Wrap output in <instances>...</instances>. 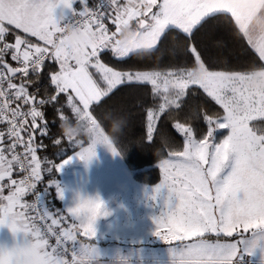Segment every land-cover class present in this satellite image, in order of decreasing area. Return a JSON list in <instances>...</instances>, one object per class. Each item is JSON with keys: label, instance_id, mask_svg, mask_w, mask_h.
I'll use <instances>...</instances> for the list:
<instances>
[{"label": "snow or ice", "instance_id": "6c2138e0", "mask_svg": "<svg viewBox=\"0 0 264 264\" xmlns=\"http://www.w3.org/2000/svg\"><path fill=\"white\" fill-rule=\"evenodd\" d=\"M77 2L0 0V124L5 125L0 130V226L13 235L23 234L11 247L0 246V264H93L95 245L78 242L77 235L82 231L84 237L96 238L98 213L85 215L75 203L65 210L67 216L54 215L45 194L54 186L63 200V189L53 181L38 190L44 169L37 153L46 148L42 138L48 135L41 107L63 94L77 122L87 126L90 143L75 155L78 159L90 161L97 144L120 155L90 108L125 83L149 84L153 97L161 101L147 111L148 141L160 116L180 109L191 86L202 89L223 110L222 115L193 113L206 124L199 136L191 123L174 122L183 146L169 150L159 163L162 180L150 199L163 205L154 217L153 234L164 242H180L170 248L172 264H240L256 247L255 237L264 236V66L248 72L211 70L196 45L187 49L193 67L166 71H120L103 62L101 54L110 51L123 61L156 48L167 30H180L190 38L206 18L224 12L264 61V31L254 34L251 27L254 18L264 17V0H99L95 8L79 0L81 10ZM125 32L131 36L124 38ZM9 35L14 42H8ZM46 61L58 65L47 73L55 94L38 100V86L37 91L29 89L41 79ZM60 119L67 117L61 112ZM75 136L67 137L72 141ZM71 159L53 167L59 171ZM53 167L46 171L51 173ZM29 195L35 202L25 199ZM100 206L95 204V209ZM29 209L36 215L29 216ZM210 235L217 239L209 240ZM221 235L240 238L221 242ZM68 242L71 260L65 258Z\"/></svg>", "mask_w": 264, "mask_h": 264}, {"label": "trees", "instance_id": "16d2710c", "mask_svg": "<svg viewBox=\"0 0 264 264\" xmlns=\"http://www.w3.org/2000/svg\"><path fill=\"white\" fill-rule=\"evenodd\" d=\"M93 1L88 0V4ZM30 39L37 42L34 37ZM7 40L14 42V37L9 35ZM189 45H196L202 51V59L211 70L248 72L264 66V62L259 60L255 51L239 33L231 15L224 12L206 18L190 38L180 30L170 29L153 50L131 54L123 61L114 59L111 52L106 51L101 54V59L120 71L191 68L194 66V59L187 52ZM6 59L16 66L10 57ZM45 64L41 79L29 89L30 92L37 91L38 86L37 97L41 98H49L55 94L47 73L57 70L58 67L50 61ZM15 82L19 83V80ZM160 102L159 98L153 97L151 85L125 83L90 108L104 134L109 136L120 153L119 156L131 172L132 178L147 185L159 180L160 170L157 163L167 157L168 151L182 150L183 137L173 127L176 120L191 123L199 136L206 131V124L193 113L208 111L210 114H223V110L202 89L191 86L181 101L180 109H170L160 116L153 139L148 141L147 111L156 108ZM52 103H46L41 110ZM113 122H123L120 131L114 129ZM2 129L0 124V130ZM219 131L226 134V130ZM219 138L221 137L218 136Z\"/></svg>", "mask_w": 264, "mask_h": 264}, {"label": "crops", "instance_id": "0c3cea01", "mask_svg": "<svg viewBox=\"0 0 264 264\" xmlns=\"http://www.w3.org/2000/svg\"><path fill=\"white\" fill-rule=\"evenodd\" d=\"M75 7L81 10L79 0ZM110 27L114 31L115 27L113 25ZM251 27L254 34L264 31V17L254 18ZM41 111L47 121L48 135L42 138L46 148L38 149L37 153L43 161L42 169H44L38 190H43L56 181L64 193V199L61 200L57 197L54 186L48 189L44 202L49 210L54 215L67 216L65 210L74 206L80 195L99 196L106 203L108 215L97 221L96 238L84 237L82 231L77 235L78 242L95 245L97 256L93 264H172V255L168 252L171 247L177 246L180 242H164L153 234L156 230L154 217L160 214L163 202L154 203L150 197L154 186L162 180L161 171L159 180L154 184L137 182L132 178L131 172L128 173L124 168L119 169L122 167V162L120 163L118 156H114L106 146L100 144L96 146L95 157L88 162L82 161L75 155L82 148L88 147L90 140L85 138L80 142L78 134L74 140L69 141L64 134L63 125L78 126L76 117L66 104V97L61 94L57 101ZM61 112L67 117L66 121L60 119ZM56 140H60V143L56 144ZM36 142H41L39 135ZM68 157H72L71 162L61 170L57 171L53 167ZM159 163L160 161L157 163L158 167ZM48 167H53L51 173L46 171ZM71 222L69 218L68 224ZM161 232L166 234L167 229L162 228ZM250 235L251 230L244 234L245 238ZM236 237L239 238L236 235L232 237L221 235L219 239L221 242H232ZM207 238L211 241L217 239L211 235ZM22 239V233L13 235L6 226H0V246L11 247ZM255 241L256 247L250 259L243 256L240 264H264V236L255 237ZM190 242L187 241V243Z\"/></svg>", "mask_w": 264, "mask_h": 264}, {"label": "clouds", "instance_id": "9594fccd", "mask_svg": "<svg viewBox=\"0 0 264 264\" xmlns=\"http://www.w3.org/2000/svg\"><path fill=\"white\" fill-rule=\"evenodd\" d=\"M73 32L69 29L67 37L69 40L73 37ZM131 36L130 32H125L124 38H129ZM64 134L66 136L72 137L78 135L81 131H86V125L78 122V126H73L71 124L63 125ZM113 127L116 131H120L123 127V122H113ZM104 145V144H100ZM105 146V145H104ZM99 203L101 206L99 209H95V204ZM76 204L81 206V211L83 214L88 215L91 211L95 210L98 214L96 216V223L97 221L108 215L106 209L105 201L100 198L99 196H91V195H80L77 198ZM101 213H107V215H103Z\"/></svg>", "mask_w": 264, "mask_h": 264}, {"label": "built area", "instance_id": "2783aa9c", "mask_svg": "<svg viewBox=\"0 0 264 264\" xmlns=\"http://www.w3.org/2000/svg\"><path fill=\"white\" fill-rule=\"evenodd\" d=\"M98 3H99V0H94L91 4H88V5H89V7H91V8H95V7L97 6ZM37 99L39 100V99H41V97H37ZM43 99L47 100V99H49V98H43ZM47 104H48V103H47ZM2 126H3V129H2V130H4L5 125L2 124ZM26 200H27L28 202H30V203L35 202V201H34V197L31 196V195L27 196V197H26ZM28 211H29V215H30V216H34V215H36L35 211H33V210H31V209H29ZM48 223H50V221H48ZM40 227L43 229V228L45 227V225H44L43 223H40ZM50 243L55 244V239L52 238V239L50 240ZM66 246L68 247L69 250H68V252L65 253V258L68 259V260H71V258H72V257H71V253H72L71 242H68V244H67Z\"/></svg>", "mask_w": 264, "mask_h": 264}, {"label": "rangeland", "instance_id": "374dc122", "mask_svg": "<svg viewBox=\"0 0 264 264\" xmlns=\"http://www.w3.org/2000/svg\"><path fill=\"white\" fill-rule=\"evenodd\" d=\"M121 2H123V0H121ZM133 27H135V24L133 23ZM79 141L80 142H82L85 138H87V139H89L88 138V133L86 132V131H81L80 133H79ZM99 144H97L96 146H98ZM118 156V160H120V163H121V166L122 167H120L119 169L121 170V168H122V170H123V168H124V170H126L128 173L130 172L129 171V169H127V167L125 166V164L123 163V161L121 160V158H120V156L119 155H117ZM240 238V237H239ZM239 238H235V240H237V239H239ZM176 247V246H175ZM168 253H171V252H168ZM148 254V253H147ZM244 257H247V259H250V255H244Z\"/></svg>", "mask_w": 264, "mask_h": 264}, {"label": "water", "instance_id": "95a60500", "mask_svg": "<svg viewBox=\"0 0 264 264\" xmlns=\"http://www.w3.org/2000/svg\"><path fill=\"white\" fill-rule=\"evenodd\" d=\"M13 66V65H12Z\"/></svg>", "mask_w": 264, "mask_h": 264}]
</instances>
